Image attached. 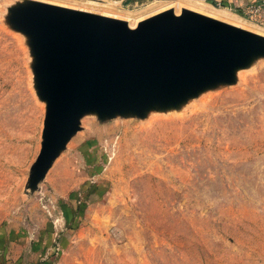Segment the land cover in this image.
<instances>
[{
  "label": "rangeland",
  "instance_id": "rangeland-1",
  "mask_svg": "<svg viewBox=\"0 0 264 264\" xmlns=\"http://www.w3.org/2000/svg\"><path fill=\"white\" fill-rule=\"evenodd\" d=\"M0 0V264H264V57L143 117L85 113L35 188L45 102L28 38ZM135 27L187 8L264 36L205 0H39Z\"/></svg>",
  "mask_w": 264,
  "mask_h": 264
},
{
  "label": "water",
  "instance_id": "water-1",
  "mask_svg": "<svg viewBox=\"0 0 264 264\" xmlns=\"http://www.w3.org/2000/svg\"><path fill=\"white\" fill-rule=\"evenodd\" d=\"M28 38L38 97L45 102L35 188L85 113L143 117L177 107L264 57V36L183 8L164 10L135 27L125 21L39 0L9 8Z\"/></svg>",
  "mask_w": 264,
  "mask_h": 264
},
{
  "label": "built area",
  "instance_id": "built-area-1",
  "mask_svg": "<svg viewBox=\"0 0 264 264\" xmlns=\"http://www.w3.org/2000/svg\"><path fill=\"white\" fill-rule=\"evenodd\" d=\"M215 5L223 6L220 3H217ZM225 8H228L239 16L264 28V0H252L251 2L237 8Z\"/></svg>",
  "mask_w": 264,
  "mask_h": 264
},
{
  "label": "crops",
  "instance_id": "crops-1",
  "mask_svg": "<svg viewBox=\"0 0 264 264\" xmlns=\"http://www.w3.org/2000/svg\"><path fill=\"white\" fill-rule=\"evenodd\" d=\"M205 1L211 4L220 3L224 7L237 8L251 2L252 0H205Z\"/></svg>",
  "mask_w": 264,
  "mask_h": 264
},
{
  "label": "bare ground",
  "instance_id": "bare-ground-1",
  "mask_svg": "<svg viewBox=\"0 0 264 264\" xmlns=\"http://www.w3.org/2000/svg\"><path fill=\"white\" fill-rule=\"evenodd\" d=\"M249 21V20H248ZM252 23V22H251ZM254 24V23H253ZM256 25V24H255ZM257 26H259V25H257ZM259 27H261V26H259ZM263 28V27H262ZM264 30V29H263Z\"/></svg>",
  "mask_w": 264,
  "mask_h": 264
}]
</instances>
